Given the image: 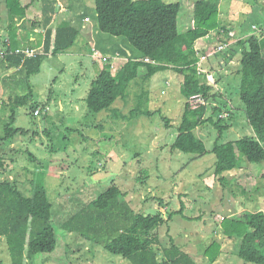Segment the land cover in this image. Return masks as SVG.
<instances>
[{
  "label": "trees",
  "instance_id": "16d2710c",
  "mask_svg": "<svg viewBox=\"0 0 264 264\" xmlns=\"http://www.w3.org/2000/svg\"><path fill=\"white\" fill-rule=\"evenodd\" d=\"M57 1L42 0L40 21L27 17L35 0H27L30 5H24V0L2 2L5 19L9 21L6 28L9 39L5 38L0 51V85L3 87L0 105L9 109L10 117L4 123L0 147L13 145L18 136L26 134L21 128H15V124L17 110L33 98L32 77L41 73L45 61L73 49L82 35L81 23L88 12L77 14L81 0H71L67 6L70 12L76 13L77 23L62 18L54 24V17L60 11ZM221 2L196 1L193 26L181 33V2L96 0L97 30L111 37L124 38L130 48L127 44L117 43V50L127 58L126 63L115 71L112 60L107 58L108 63L92 81L85 98L88 111L98 114L110 110L119 99L125 98L129 85L137 79L146 81L167 70L181 75V92L186 105L172 150L199 158L213 153L216 177L239 170L243 161L264 163V31L255 33L254 27L261 26L252 25L254 34L242 36L249 33L245 31L232 36L231 31L221 25ZM36 29L44 32L43 48L37 50L36 55L28 56L25 51L35 48L31 36L25 33L31 34ZM205 38H214L211 43H217L215 54L224 55L225 65L239 56L231 75L223 73L225 66L215 57L212 60L214 55L209 51L197 50V43ZM221 46L225 47L219 49ZM110 51L117 54L115 50ZM96 59L103 61L102 56ZM201 61V68L215 77V83L210 84L205 80L207 76L200 74ZM220 85L226 87L225 94ZM197 96L203 103L193 106L192 99ZM38 107L39 104L32 105V112L35 113ZM236 113L244 117L246 125L253 129V135L222 142L224 134L233 127L228 120L234 121ZM164 120L170 127L171 120ZM208 124L218 131L212 151L199 135L201 127ZM2 159L0 155V167H4ZM32 175L29 192H25L17 180L0 182V254L4 243L10 264H46L57 248L54 203L49 198L43 175L36 172ZM146 177H149L148 173ZM218 181L225 186L228 178ZM127 196L113 183L98 197L72 212L62 227L71 235L83 237L130 264H198L174 242L169 247H161L159 231L163 226L177 215L191 220L184 215V206L166 220L160 213H138ZM234 211L229 216H221L223 222L219 232L222 238L207 247L205 256L211 264L217 262L222 241L227 239L237 242L238 256L245 263L264 264V211L241 212L237 208ZM42 255L49 256L41 260ZM0 264H5L1 258Z\"/></svg>",
  "mask_w": 264,
  "mask_h": 264
},
{
  "label": "rangeland",
  "instance_id": "374dc122",
  "mask_svg": "<svg viewBox=\"0 0 264 264\" xmlns=\"http://www.w3.org/2000/svg\"><path fill=\"white\" fill-rule=\"evenodd\" d=\"M59 1L63 0L57 3L65 14L67 8ZM164 1L182 3L179 28L181 33L186 32L193 23V7L198 0ZM95 2L81 0L79 8L87 11L93 25L97 26ZM23 4L31 3L24 0ZM0 16L4 19L0 23H7L6 14ZM263 19L264 0L221 2V25L230 30L232 36L240 35V27L249 28V35L254 34L252 25L264 27ZM96 31L93 41L99 45L101 56H105V52L114 57L104 46L128 45L124 38ZM2 35L1 31L0 37ZM211 39L197 43V50L209 51L214 55L212 60L215 57L225 66L223 73L231 75L239 56L225 65L224 55L215 54L217 43H211ZM88 43L80 37L69 52H77L80 46L89 52ZM125 57L121 60L125 61ZM105 63L102 60L96 63L86 55L64 54L45 61L41 73L31 80L33 98L17 110L15 128H21L26 134L18 136L13 145L0 147L4 162V167H0V182L17 180L20 187L29 192L32 190L29 183L34 177L32 173L43 175L49 198L54 203L53 222L58 239L57 248L46 264H130L83 237L71 235L62 227L72 212L98 197L113 183L128 194V202L138 213H160L169 220L172 212H179L184 206V215L191 220L177 215L163 226L159 231L161 247H169L174 242L198 264H211L204 253L207 247L222 238L219 232L223 222L221 216L231 215L236 212L235 208L241 212L246 208L264 211V163L243 161L237 172L216 177L213 153L199 158L172 150L186 105L181 92L183 77L172 70L160 72L146 81L137 79L129 85L127 96L119 99L110 110L91 114L85 102L87 89L100 73L99 66L103 67ZM116 63L115 66L112 63L115 69L120 65L119 61ZM202 72L207 76L202 79L210 84L216 80L208 71L203 69ZM76 83L81 86L79 90L83 87L81 92L75 90ZM225 88L221 86L224 94ZM2 94L0 85V98ZM72 102L74 105L69 106ZM34 104H39L35 113L31 110ZM9 114V109L0 105V135ZM165 118L171 120L170 127ZM228 121L233 127L224 134L222 142L253 135V129L246 125L240 113H236L234 121ZM199 135L212 151L218 138L217 129L211 124L204 125ZM225 177L228 183L224 186L218 179ZM1 247L0 258L10 264L6 245L2 243ZM220 250L221 255L213 264H250L239 258L237 242L225 239ZM47 256L42 255L39 259Z\"/></svg>",
  "mask_w": 264,
  "mask_h": 264
},
{
  "label": "crops",
  "instance_id": "0c3cea01",
  "mask_svg": "<svg viewBox=\"0 0 264 264\" xmlns=\"http://www.w3.org/2000/svg\"><path fill=\"white\" fill-rule=\"evenodd\" d=\"M75 1V0H74ZM77 1V0H76ZM2 2H3V0H0V14H4L5 13V8H4V6H3V4H2ZM60 2V4H61V6H63V4H64V6H66V13L65 14H63V10H60L59 11V13H58V15H55V17H54V21H53V23L54 24H56V23H59L61 20H62V18H67L66 17V15H68V14H70L71 15V17H69L68 19H70V21L71 22H73V23H77V18H76V14H73L72 12H70L69 11V9H68V5H70L71 4V0H63L62 2L61 1H59ZM42 7H43V4H42V0H35V3H34V5L31 7V9H29V11H27V17H28V19L29 20H32V21H40L41 19H42V13H43V9H42ZM80 13H84L85 12V10H83V8L81 7V8H79V10H78ZM33 15H35V17H33ZM0 21H2V18H1V16H0ZM262 23H264V19H263V21H262ZM8 24H9V21L7 20V23L5 22V23H0V30L2 31V33L5 35H2L1 37H0V51L2 50V48H3V42H4V40H5V38H7V39H9L8 37H6L8 34H7V31H6V28H7V26H8ZM81 25H82V35H81V37L82 38H84V40L85 41H89V46H90V51L88 52L87 51V48L86 49H84V47L83 46H80L79 48H78V50H77V52H69V53H65L64 55H72V56H75V55H79V56H83V55H86V56H90V57H92V59L96 62V63H98L99 62V60H97L96 58H95V56H94V51H96V52H98L99 53V45L97 44V43H95L94 41H93V36H95L96 37V30H97V26H95V25H93V23H92V19H91V17L88 15L84 20H83V22L81 23ZM253 25H257V24H253ZM262 25H264V24H262ZM193 26V23L191 24V26H189L188 28L190 29L191 27ZM188 29V30H189ZM187 30V31H188ZM250 29L248 28V29H243L242 27H240V30H239V33L240 34H243V32H245V31H249ZM0 31V32H1ZM23 30H20V32H22ZM179 31H180V28H179ZM186 31V32H187ZM181 32V31H180ZM186 32H183V33H186ZM254 32V31H253ZM26 34V36H31V40H32V42L34 43L33 45H34V50H40L41 48H43V44H44V32H43V30H41V29H36V30H34L33 32H31V34H27V33H25ZM98 35V37H100V39H101V41H103V37L102 36H100V34H97ZM237 35H238V33H237ZM250 36L249 35V33L248 34H243L242 36ZM207 39H209V38H205V39H203V40H207ZM203 40H201V41H199L198 43H200L201 44V42L203 41ZM108 42V41H107ZM114 45H115V43H113V45L111 46V47H108V46H104V48H106L107 50H117V48H112V47H114ZM117 52V54H113V58L112 57H110V56H112V55H109V54H107V53H103V54H105V56H102V57H106V58H109V59H111L112 61V63H113V65L115 66L117 63V61H119V63H120V65L118 64V67H117V69H115V67H114V70L115 71H117L120 67H121V65H123L124 63H126V61H127V58L125 57L124 59H125V61H122L121 59H122V54H120V51L119 50H117L116 51ZM100 54V53H99ZM60 55H62V54H60ZM100 56H101V54H100ZM115 59V60H114ZM114 60V61H113ZM99 69L101 70L102 69V67H100L99 66ZM91 84V83H90ZM79 87H81L80 85H79V83H76V85H75V90H77L78 92L80 91L81 92V90L83 89V87H82V89L81 90H79ZM89 89H87V92H89L88 91ZM74 105V102H72L71 103V105H69V106H73ZM62 106H63V108H64V105H63V102H62ZM238 171V170H237ZM237 171H233V173H235V172H237ZM241 173V172H240ZM243 211H248V212H256V211H249L247 208L246 209H244ZM259 211H261V210H259ZM233 213H235V212H233ZM237 213H240V212H237ZM225 246V245H224Z\"/></svg>",
  "mask_w": 264,
  "mask_h": 264
},
{
  "label": "built area",
  "instance_id": "2783aa9c",
  "mask_svg": "<svg viewBox=\"0 0 264 264\" xmlns=\"http://www.w3.org/2000/svg\"><path fill=\"white\" fill-rule=\"evenodd\" d=\"M254 30L256 31L255 33H260V34H262V32L264 31V29L261 28V27H254ZM224 47H225V46H221L219 49H223ZM37 52H38L37 50L35 51V50H30V49L25 51V53H26L28 56H34V55H36ZM94 56H95V58H101L100 54H99L98 52H96V51L94 52ZM102 59H103L104 62H107V61H108L106 57H102ZM202 61H204L203 58H202ZM202 61H201V63H199L200 74H203V73H204V72H202L203 69L201 68ZM212 76H213V75H212ZM213 78L215 79L214 76H213ZM212 83H215V81L212 82ZM198 103H203L202 98L199 97V96L194 97V98L192 99V104H193V106L196 105V104H198Z\"/></svg>",
  "mask_w": 264,
  "mask_h": 264
}]
</instances>
